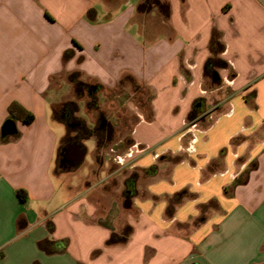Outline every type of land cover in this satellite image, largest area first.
Returning <instances> with one entry per match:
<instances>
[{
	"label": "crops",
	"instance_id": "obj_1",
	"mask_svg": "<svg viewBox=\"0 0 264 264\" xmlns=\"http://www.w3.org/2000/svg\"><path fill=\"white\" fill-rule=\"evenodd\" d=\"M144 1L0 0V264H264V0ZM213 36L227 66L206 75ZM73 72L152 96L129 142L98 158L83 131L84 156L64 168Z\"/></svg>",
	"mask_w": 264,
	"mask_h": 264
},
{
	"label": "rangeland",
	"instance_id": "obj_2",
	"mask_svg": "<svg viewBox=\"0 0 264 264\" xmlns=\"http://www.w3.org/2000/svg\"><path fill=\"white\" fill-rule=\"evenodd\" d=\"M108 1L106 8H109V12L118 8L120 0ZM90 85L91 91H89ZM65 89L67 88L65 87ZM78 91L82 94L81 98L76 97ZM151 96L152 92L149 89H142V87L131 83L128 79H123L120 84L111 89L104 88L94 82L88 83V86L79 88V90L74 86L72 91L68 93L67 99L73 100L74 105H79V109L72 120L74 122L81 121L86 124L84 131L97 133L102 138L103 148L98 151L99 158L101 157L99 156L100 153H106L107 148L112 143L122 145L123 142H129L130 128L138 118V112L142 110V107L148 114V103ZM55 108L59 111L62 108V103L55 104ZM101 117H105L113 124V130L109 136H107L105 129H99ZM84 144L87 147L85 163L88 165L92 163L93 141L92 139H86ZM86 168L84 165L81 169L74 171L71 174L73 181H77L81 174H87ZM90 172L91 168L88 169V173ZM118 195L119 193L116 192L115 196L102 200L100 202L101 206L103 208L116 206L119 202Z\"/></svg>",
	"mask_w": 264,
	"mask_h": 264
},
{
	"label": "trees",
	"instance_id": "obj_3",
	"mask_svg": "<svg viewBox=\"0 0 264 264\" xmlns=\"http://www.w3.org/2000/svg\"><path fill=\"white\" fill-rule=\"evenodd\" d=\"M147 4H148L147 0L140 3L139 9L144 10L147 7ZM222 49H223L222 42L219 40L218 37L213 36L211 38V42H210L211 55L205 61L204 74L212 75V72L214 71L215 67H217V66L226 67L227 66V62L224 61L223 59H221L218 55ZM77 76H78V72H73L70 75V80L74 83V86H76L77 90H79V88H82L84 86H88V83H85V82L79 80ZM128 78H131V77H128ZM89 91H91V85H90ZM78 93L80 94L81 92L78 91ZM69 104L72 106V110H74V108H75L74 102H71ZM8 111L10 113V116H20V118H22V121L27 123V124L33 120V114L29 111H26L21 105H19L16 102H12L9 105ZM9 121H12V119L7 118L3 124V127L8 126ZM88 134H91V132L89 131V132L85 133V135H88ZM2 136H5V135H2ZM97 143H98V146H102L103 145L102 138L98 137ZM62 149H63V147L60 149V154L62 152ZM135 177H136V174L133 173L131 175V178L128 180L129 184H127V185L130 186V188L133 186ZM16 192L21 199H24L26 197V192L23 189H18ZM129 204H130L129 197L126 196V198L124 199V205L129 206ZM130 232H131L130 227H126L120 233L112 231L109 238L107 239V243L111 244V243L125 242L129 236ZM77 264H82V263L78 262Z\"/></svg>",
	"mask_w": 264,
	"mask_h": 264
},
{
	"label": "flooded vegetation",
	"instance_id": "obj_4",
	"mask_svg": "<svg viewBox=\"0 0 264 264\" xmlns=\"http://www.w3.org/2000/svg\"><path fill=\"white\" fill-rule=\"evenodd\" d=\"M70 126H77L75 132L67 135V140L63 146L61 152L60 164L64 168H71L75 165L77 158V151L83 148L81 137L83 135L84 128L81 122H72ZM99 129H105L107 132V123L102 120L99 123Z\"/></svg>",
	"mask_w": 264,
	"mask_h": 264
},
{
	"label": "water",
	"instance_id": "obj_5",
	"mask_svg": "<svg viewBox=\"0 0 264 264\" xmlns=\"http://www.w3.org/2000/svg\"><path fill=\"white\" fill-rule=\"evenodd\" d=\"M214 75L217 76V73L214 72ZM103 122L107 123V136L110 135V132L112 130V125L110 122H108L105 118H102ZM15 132V128L13 126V121H9L8 126H5L2 128V134L6 135V134H12ZM85 150L84 149H80L77 151V158H76V163H78L81 158L84 156Z\"/></svg>",
	"mask_w": 264,
	"mask_h": 264
}]
</instances>
